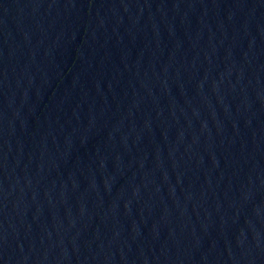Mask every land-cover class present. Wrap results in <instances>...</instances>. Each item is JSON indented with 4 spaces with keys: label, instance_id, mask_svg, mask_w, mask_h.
<instances>
[{
    "label": "water",
    "instance_id": "1",
    "mask_svg": "<svg viewBox=\"0 0 264 264\" xmlns=\"http://www.w3.org/2000/svg\"><path fill=\"white\" fill-rule=\"evenodd\" d=\"M0 264H264V0H0Z\"/></svg>",
    "mask_w": 264,
    "mask_h": 264
}]
</instances>
